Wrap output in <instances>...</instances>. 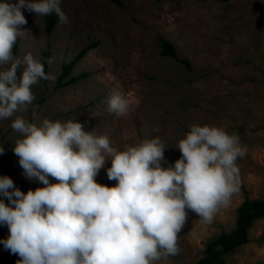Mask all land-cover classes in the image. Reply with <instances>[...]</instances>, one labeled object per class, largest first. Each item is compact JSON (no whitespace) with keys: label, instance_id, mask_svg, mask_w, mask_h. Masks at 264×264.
Here are the masks:
<instances>
[{"label":"rangeland","instance_id":"1","mask_svg":"<svg viewBox=\"0 0 264 264\" xmlns=\"http://www.w3.org/2000/svg\"><path fill=\"white\" fill-rule=\"evenodd\" d=\"M116 1L61 0L68 22H59L51 35L46 31L49 14L21 9L27 23L20 28L27 32L17 37L13 55L31 53L43 64L42 54L49 51L50 78L32 86L35 99L26 111L0 119V176L10 177L23 193L45 186L23 175L12 151L21 138L10 127L12 120L22 116L32 122L34 112L36 122L45 117L79 122L86 132L107 135L117 150L159 137L165 146L162 167L181 157L178 143L191 125L221 127L238 137V190L210 220L186 209L177 234L178 253L156 262L196 264L209 242L236 228L238 208L246 199L264 198V0ZM163 40L174 46L176 60L161 55ZM87 48L68 79L87 76L56 89L62 66ZM113 91L129 101L126 114L108 111ZM108 159L94 179L112 187L117 181L107 177ZM49 182L58 181L49 176ZM9 234L7 225H0V239ZM19 259L0 244V264H17ZM224 260L264 264V219L253 223L249 242Z\"/></svg>","mask_w":264,"mask_h":264},{"label":"clouds","instance_id":"2","mask_svg":"<svg viewBox=\"0 0 264 264\" xmlns=\"http://www.w3.org/2000/svg\"><path fill=\"white\" fill-rule=\"evenodd\" d=\"M61 0H0V119L26 111L32 86L49 79L31 53L14 56L17 37L27 32L21 9L37 15L68 17ZM51 63V58H49ZM21 68L20 75L17 69ZM108 111L124 115L129 101L118 91ZM16 116L10 127L21 135L12 151L23 175L45 185L23 193L0 176V225L9 236L0 244L20 259L17 264H156L178 253V233L187 210L210 220L238 190L235 161L238 137L213 125L193 124L178 143L181 157L162 167L165 146L159 137L117 150L107 135L86 132L72 119L45 117L38 122ZM4 152L0 146V154ZM109 187L95 181L105 162ZM49 176L57 183H50ZM11 189V191H9ZM15 197V199H13Z\"/></svg>","mask_w":264,"mask_h":264},{"label":"trees","instance_id":"3","mask_svg":"<svg viewBox=\"0 0 264 264\" xmlns=\"http://www.w3.org/2000/svg\"><path fill=\"white\" fill-rule=\"evenodd\" d=\"M115 2L119 3L115 0ZM59 23L57 15L53 12L47 17L46 31L51 35ZM94 47V46H93ZM92 48V47H90ZM90 48L82 50L76 58L62 66L61 75L58 78L56 89L64 88L68 85L77 83L79 80L87 76L86 73L79 77L69 78L77 62L83 59ZM161 55L171 59H177V53L174 46L163 40L161 43ZM49 58L51 53L46 51L42 54L43 68L46 74L49 72ZM187 65L188 63L185 62ZM19 76V68L17 69ZM238 217L236 221V228L231 233H222L218 238L212 240L207 244L205 249V256L196 264H226L224 256L246 245L249 242V230L256 220L264 219V198L261 200L246 199L238 208Z\"/></svg>","mask_w":264,"mask_h":264}]
</instances>
